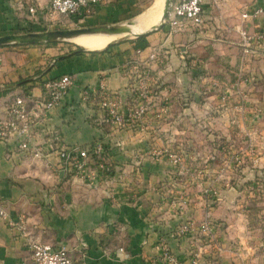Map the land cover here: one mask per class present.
I'll return each mask as SVG.
<instances>
[{
  "label": "crops",
  "instance_id": "0c3cea01",
  "mask_svg": "<svg viewBox=\"0 0 264 264\" xmlns=\"http://www.w3.org/2000/svg\"><path fill=\"white\" fill-rule=\"evenodd\" d=\"M157 1L102 0L85 20L97 26L129 25L132 29ZM165 4L166 0L163 12ZM204 7L208 18L225 16L233 9L252 14L261 9L257 16L241 18L236 29L248 33L264 29V0H225L221 7L205 0ZM47 20L42 10L30 15L27 6H17L15 0H0V35L25 28L30 22L40 27ZM160 21L141 32L135 33L133 28V35H142L113 41L109 49L78 51L76 47L63 49L46 44L0 46L3 115L17 96L29 94L41 99L45 80L67 74L76 78L63 103L36 129L34 145L48 151V159L20 152L14 137L0 141V209L6 212L0 218V264H23L31 256L29 243L33 240L53 247L67 245L79 264H168L163 260L166 243L177 260L187 264L189 239L172 237L170 231L181 221L162 202L163 195L172 192L173 177L171 161L161 148L165 141L162 132L177 129L174 118H163L173 107L176 93H154L147 116L123 127L102 121L103 110L82 95L83 89H98L104 84L123 101L132 100V83L138 77L136 66L140 70L160 67V59H151L150 55L163 50L177 35L167 37L166 25L150 31ZM237 30L236 43L243 50ZM261 41L260 46L254 44L261 52L255 57L264 67ZM155 113L161 119L150 121L149 115ZM95 142L104 144L112 172L93 181L90 175L62 168L57 156L61 146L85 147ZM22 223L24 228H20Z\"/></svg>",
  "mask_w": 264,
  "mask_h": 264
},
{
  "label": "rangeland",
  "instance_id": "374dc122",
  "mask_svg": "<svg viewBox=\"0 0 264 264\" xmlns=\"http://www.w3.org/2000/svg\"><path fill=\"white\" fill-rule=\"evenodd\" d=\"M243 13L204 15L203 23L189 25L157 49L162 64L149 69L145 83L138 84L139 75L132 83V94L139 88L148 93L147 107L154 93H176L163 118H174L177 129L162 132L173 175L172 192L162 202L181 221L172 237L189 239L187 264H264V67L257 63V47L245 55L236 43ZM88 17L57 16L59 21H42L40 27L30 22L3 35L97 26ZM111 36L115 42L134 37ZM78 37L38 44L72 49L81 46ZM148 118L161 119L156 113Z\"/></svg>",
  "mask_w": 264,
  "mask_h": 264
},
{
  "label": "built area",
  "instance_id": "2783aa9c",
  "mask_svg": "<svg viewBox=\"0 0 264 264\" xmlns=\"http://www.w3.org/2000/svg\"><path fill=\"white\" fill-rule=\"evenodd\" d=\"M218 4L220 0H211ZM102 0H15L17 6H27L30 15H36L38 11H44L49 21H55L57 16L64 19H81L95 11ZM205 0H173L170 5L169 14L164 25L167 26V37H173L184 31L189 25L198 26L204 21ZM256 9L254 13L245 12L243 18L248 19L261 13ZM59 21V20H58ZM244 54L253 53L254 44L264 40V29L248 33L240 29ZM156 59V52L150 55ZM138 75L145 83L149 68L141 70L136 66ZM144 74V75H143ZM74 75H62L49 78L43 82V97L34 99L29 94L17 96L6 106L7 114L0 113V141L8 142L14 137L19 142L20 152L26 154L32 152L39 159H48L50 154L44 148L34 145L36 129L44 125L49 118V113L60 106L75 83ZM138 88V87H137ZM132 94V100L123 101L115 93H112L102 84L100 88L83 89L84 100H90L94 105L103 110V119L110 124L119 127L132 125L143 119L147 114L146 99L148 93L141 91ZM137 90V91H139ZM63 169L72 170L77 175H90L95 181L101 174L112 172L108 162L107 151L102 142H95L91 145L61 146L57 151ZM6 212L0 209V218L5 217ZM20 228H24L23 223ZM31 256L23 264H79L80 261L67 245L53 247L51 244L33 240L29 243ZM123 251L124 249L121 248ZM163 260L168 264H182L164 245ZM264 259V243L260 245Z\"/></svg>",
  "mask_w": 264,
  "mask_h": 264
},
{
  "label": "water",
  "instance_id": "95a60500",
  "mask_svg": "<svg viewBox=\"0 0 264 264\" xmlns=\"http://www.w3.org/2000/svg\"><path fill=\"white\" fill-rule=\"evenodd\" d=\"M173 0H166L163 16L159 24L152 27L150 31H156L165 23V20L168 17L169 9L171 2ZM91 34H110V35H118V34H133V31L129 25H112V26H91L85 28H77V29H58L44 32H29L25 34H7L0 36V46L8 45V44H20V45H28V44H38L44 42H53L57 40H71L75 37L81 35H91ZM144 34V33H143ZM136 36L142 34H134ZM112 42H110L107 46H109ZM106 46V47H107Z\"/></svg>",
  "mask_w": 264,
  "mask_h": 264
},
{
  "label": "bare ground",
  "instance_id": "6f19581e",
  "mask_svg": "<svg viewBox=\"0 0 264 264\" xmlns=\"http://www.w3.org/2000/svg\"><path fill=\"white\" fill-rule=\"evenodd\" d=\"M164 0H158L156 5L149 11L148 13L143 14L139 17L138 22L132 25L133 31L141 32L145 29L151 27V25L156 24L161 16H162V4ZM164 5V4H163ZM164 7V6H163ZM138 34V33H137ZM113 37L103 34H91V35H81L75 39V42L87 49H103L105 48L110 42H112Z\"/></svg>",
  "mask_w": 264,
  "mask_h": 264
},
{
  "label": "trees",
  "instance_id": "16d2710c",
  "mask_svg": "<svg viewBox=\"0 0 264 264\" xmlns=\"http://www.w3.org/2000/svg\"><path fill=\"white\" fill-rule=\"evenodd\" d=\"M113 44H114V43H111V44H110L108 47H106L105 49H109ZM17 45H20V44H17ZM77 50H78V51H83L84 48L81 47V46H78V47H77Z\"/></svg>",
  "mask_w": 264,
  "mask_h": 264
}]
</instances>
